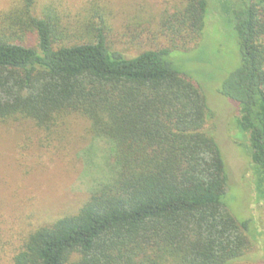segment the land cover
I'll use <instances>...</instances> for the list:
<instances>
[{
    "label": "trees",
    "instance_id": "trees-1",
    "mask_svg": "<svg viewBox=\"0 0 264 264\" xmlns=\"http://www.w3.org/2000/svg\"><path fill=\"white\" fill-rule=\"evenodd\" d=\"M21 0L0 30V124L28 121L52 133L88 123L108 143L109 175L80 206L28 234L11 264H237L252 250L249 220L224 199L228 175L213 111L199 85L167 60L201 41L207 0H180L163 16L167 44L127 58L104 23L68 39L51 10ZM233 9L239 65L218 93L237 110L236 132L264 201V0ZM26 32L34 47L20 42ZM19 40V41H17Z\"/></svg>",
    "mask_w": 264,
    "mask_h": 264
},
{
    "label": "rangeland",
    "instance_id": "rangeland-1",
    "mask_svg": "<svg viewBox=\"0 0 264 264\" xmlns=\"http://www.w3.org/2000/svg\"><path fill=\"white\" fill-rule=\"evenodd\" d=\"M21 0H0V30ZM223 0H207L201 41L194 50L174 51L167 60L195 81L213 111L214 137L228 175L224 202L238 221L249 220L253 250L237 264H264V201L257 176L235 128L236 106L218 93L223 80L239 65L233 9ZM180 0H36L34 13L51 10L68 39H79L85 24L104 23L111 50L131 58L167 44L158 33L163 16L179 8ZM19 41V40H17ZM20 42L36 45L33 32ZM110 146L94 139L88 123L65 120L52 133L28 121L0 124V264H11L29 233L73 213L109 175Z\"/></svg>",
    "mask_w": 264,
    "mask_h": 264
}]
</instances>
